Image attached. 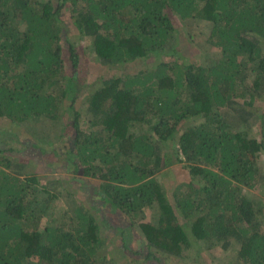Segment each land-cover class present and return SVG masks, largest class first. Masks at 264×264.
<instances>
[{"label":"trees","instance_id":"1","mask_svg":"<svg viewBox=\"0 0 264 264\" xmlns=\"http://www.w3.org/2000/svg\"><path fill=\"white\" fill-rule=\"evenodd\" d=\"M65 14L100 64L155 63L87 92ZM173 18L214 58L188 61ZM0 119L46 138L50 149L31 147L47 164L99 182L82 200L60 177L22 173L0 146V264H113L99 254V219L139 229L145 245L122 246L132 256L182 257L191 237L211 251L234 242V264H264V220L242 192L264 185V0H0ZM60 132L66 150L52 147ZM174 165L187 176L169 189L157 175Z\"/></svg>","mask_w":264,"mask_h":264},{"label":"rangeland","instance_id":"2","mask_svg":"<svg viewBox=\"0 0 264 264\" xmlns=\"http://www.w3.org/2000/svg\"><path fill=\"white\" fill-rule=\"evenodd\" d=\"M67 16L69 15L65 14V21L69 23L71 19ZM173 22L178 30V46H180L182 50L181 53L188 61L205 65L207 61L214 58L213 55H216V52L218 51L217 48H211L210 50L200 48V46L194 43L189 36L191 27L186 25L187 22L181 21L178 18H173ZM198 25L199 24L193 25V27H196L193 29V31L204 32L209 28L208 25L204 23H201L199 26ZM66 34V36H63V39L72 41L77 48H80V52L83 55L81 58L82 62L80 64V73H78V76L86 84L87 92L97 86L100 83V79H104L113 75L122 76L125 74H134L137 72V70L150 67L156 61V56H149L145 59H136L134 61L116 66L102 65L92 53L90 47L91 39L89 37L79 35L77 30L70 23ZM255 104H257V102ZM76 106L80 109H84L85 96L83 94L78 97V103ZM184 127L185 125H182L181 129ZM47 130L46 133L50 136H53V134H57L59 131V126L58 124H55V126H51L50 124V126L47 127ZM69 133H65L64 136H61L62 132H60L57 137H50V140L52 141V147L53 145H56L55 147L61 146L63 149V144L70 138ZM251 133L254 136H257V127H254ZM10 139H14L16 143L14 144L12 142V144H9L8 142ZM0 140L4 142V144H1L0 142L1 147L7 148L8 146L12 145L16 151L13 153V155L16 156V160L25 162L23 163V168L20 169L22 173L31 172L32 174L37 175L41 181L54 177H60L63 179L64 185L67 186V188L73 190L82 200L85 199V196L92 195V188L94 186L93 183H99L98 180H94L95 182H91V180H89L87 183H83L85 182L84 180H79L74 178L73 175L62 173L58 167L56 168L58 165L56 159H54L52 164H47L46 160L40 158L39 150L31 147V143H37L41 147H46L48 149H50L49 147H51V145L45 143L46 138H40L36 140L32 135H30V133L26 130V127L23 125H16L8 120L0 119ZM260 165H262L264 168V153L261 154ZM186 176L187 175L181 166L174 165L168 169H163L160 171L157 175V179L164 185V187L166 186L167 188L172 189L176 183H178L181 179L186 178ZM20 177H22V175H20ZM242 192L245 196L251 198L256 205H258L260 208L259 216H261V218L264 220V185L258 189L242 188ZM95 197L98 198V196ZM94 202L98 204V200ZM96 207H98L99 210L103 209L102 206ZM108 209L109 207L107 206L104 208V211L107 212ZM92 210L95 213L100 214V212L95 208ZM152 217L153 215L148 212L146 218L151 219ZM116 220H119V218L115 219V221ZM120 220L124 221V223L127 222H125L122 217ZM98 223L101 231L100 236L104 240L102 246L99 249V254L106 256L107 259H110L113 262V264H234L235 254L238 249V246L234 242H231L227 251L220 250L218 246H213V251L216 250L218 254V257L216 256V258L213 251L200 246L195 241V239L192 238V240L189 235L188 237L191 240V245L185 255L182 257H165V255L157 253L155 255L160 256L159 259H161L157 261L155 260L156 257L154 255H151L148 258H142V255L140 254H137V256H132L122 249L123 244H126L139 251L140 248L145 245V240L141 237L140 231L136 226L130 228L127 224H124V226L130 230H127L125 233H120L115 230L114 227L107 225L101 219H99ZM262 227L264 228V225ZM132 233H134L136 237L131 235Z\"/></svg>","mask_w":264,"mask_h":264}]
</instances>
